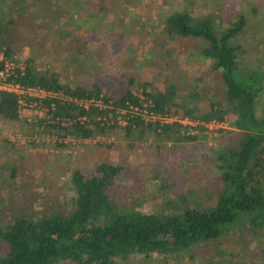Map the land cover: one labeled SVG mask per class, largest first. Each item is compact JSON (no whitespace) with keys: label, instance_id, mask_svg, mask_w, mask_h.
<instances>
[{"label":"trees","instance_id":"16d2710c","mask_svg":"<svg viewBox=\"0 0 264 264\" xmlns=\"http://www.w3.org/2000/svg\"><path fill=\"white\" fill-rule=\"evenodd\" d=\"M36 1H41L40 5L44 7H40V10L45 11L52 3L58 5L62 13V30H66L69 25V21L64 19L66 15L70 20V15L75 12L82 18L89 8L100 15L96 28L99 25L108 26L106 32L100 30L99 37L122 38L123 29L131 38L135 36L123 23L122 13L129 6L124 7L123 4L128 0H95L89 5H86L85 0ZM131 1L133 4L141 0ZM30 2L36 9L37 2ZM225 3L230 9V19L223 26L212 23V13L191 12L189 8L185 11L161 8L158 21L147 25L143 19L154 14V9L147 11L148 3L144 0V9L140 11L136 7L135 19L132 20L134 24L130 27L152 30L157 24L170 43L185 38L190 48L199 47V56L195 60L207 61L215 90L212 87L209 89L208 85H201L205 76L200 74L196 87L191 81L184 90L179 89L175 82L177 77L169 76L160 80L161 85H153L148 91L143 87L132 93L136 78L130 76L124 91L107 95L96 84L87 90L70 89L59 81L55 72L39 69L32 58L24 60L23 75L19 74L16 78L24 85L61 89L77 97L96 99L102 95L114 108L125 106L127 102H141L139 95L142 92L146 99L153 102L155 111L178 112L183 117L198 120L201 123L190 127L179 122L162 125L146 123L134 117L127 126L121 128L125 136H132L135 141L150 132L158 143L171 141L178 146L188 143L189 151L193 149L190 151L192 153L199 148L194 142L201 138L205 152L198 156V162L204 167H201L202 171L181 167L180 171L185 177L187 174L190 180L188 186L181 195L171 196L167 201L164 200L163 205L159 204L160 207L150 210L138 208L134 204L132 192L124 193L125 198L122 199L110 196L112 181L123 171L121 164L100 162L89 176L79 169H73L70 171V180L74 196L70 198L67 208H54L50 212L34 215L25 209L19 210L16 217L0 225V264H114L117 257L126 258L133 253L148 257L156 253L169 264L179 257L182 259L194 246L202 252L205 245L212 244L214 240L217 246H222L228 226L236 220L242 223L241 228L247 227L251 231L256 242L262 239L259 231H264V114H258L257 109L258 104L264 101V49H261L263 38H256L264 32V0H225ZM105 17L111 19L107 25L103 20ZM92 31L91 27L87 29V32ZM100 39L101 43L109 42ZM65 42V48L72 46L76 51L81 38L71 35ZM156 50V47H148L140 53L141 58L145 53L146 58L153 59L158 53ZM2 51L5 57L11 58L13 49L10 45L4 46ZM162 61L158 65L160 70ZM144 65V69L150 68L152 63L148 66L145 62ZM135 71V76L142 72ZM146 85L144 82L143 86ZM207 91L210 92L209 106L203 108L198 102ZM102 113L104 111L95 105L84 110L73 104L61 103L58 105V114H65L71 119L85 115L89 118L87 125L90 128L86 127V122L76 121L64 128L53 123L46 124L42 129V121L29 123L24 117L19 118L13 95L0 93V117L13 122L22 120L29 127L36 126V132L41 129L44 132L63 131L79 140L96 134L114 133L116 125L100 126L96 120ZM211 120L228 121L233 129L215 130L222 140L206 144L213 130L206 129L203 123ZM193 129L196 131L190 133ZM16 171L13 168L11 176H15ZM159 175V168L153 170L152 177ZM194 183L197 187L193 186ZM153 198L158 199L155 195ZM7 209V205L0 207L1 218L7 214ZM255 246L263 253L262 260L258 262L264 264V242L256 243ZM205 254L214 253L212 250ZM188 256L189 260L194 258L193 254L189 253ZM212 264L227 263L214 257Z\"/></svg>","mask_w":264,"mask_h":264},{"label":"rangeland","instance_id":"374dc122","mask_svg":"<svg viewBox=\"0 0 264 264\" xmlns=\"http://www.w3.org/2000/svg\"><path fill=\"white\" fill-rule=\"evenodd\" d=\"M33 1L37 2L35 0ZM145 1L148 3L146 8L147 11L151 9L156 10L158 8L156 7L157 4L155 0H152L150 3V0ZM164 1H162L163 3H161V6L158 8L160 9V12L161 8L167 10L169 8L170 10L181 9L185 11L189 8L187 7L189 3H198L197 0H175L177 2L169 5L166 1ZM143 2L144 0H141L140 2L137 1V3L133 2V4L131 0L124 2L125 5L129 6L132 4L130 8H127L130 9V14L125 18V21H123L127 29H132L130 27L134 24L132 21L135 19L132 15L133 10L137 7V9L142 11L144 9V6H142ZM49 3L51 4L52 2ZM36 4H38V7L40 2H37ZM199 6H201V4ZM189 9L198 10V6ZM227 10V8H223L224 13ZM160 12L158 11L159 17ZM70 17H73V15L71 14ZM84 17L86 18L84 20H80L82 18L79 17V27L84 26L86 23H89V21H93V17L96 16L91 18L87 16ZM74 18L75 17L70 19V21ZM108 19L109 20L105 19L106 25L108 21H111L110 18ZM30 22H32L31 19ZM144 23L148 25L151 23L154 24L155 22L154 20L150 22L145 20ZM219 23H223V25L226 24V18L221 19ZM38 27L39 26H36L34 29H31L30 34L32 42H37V45H32L33 49L31 54L35 56L38 68L48 69L55 72L60 75L62 78L61 80L67 84L66 87L75 89V83V87L73 84H69L70 82H67L68 77L65 76V74L66 71L69 73L70 69L74 68L73 62L75 65L78 64L76 59L82 58L75 56L77 53L74 49H72V46H67V48H65L63 44L56 45L58 44L57 42L63 43V40L70 38V35H68L70 33L65 34V32H63L61 34V38L58 36V39L56 37V40L52 38L51 41L55 40L52 44L54 47L51 46L49 49L45 47L46 50H44V48L40 45H44L45 40L51 38L53 35H44ZM107 27L99 25L97 30L99 32H96L98 34H96L95 37H101L103 40H106V36L104 38L101 35L100 37L97 35H99L101 31L104 32L105 30L106 32L108 30ZM134 30H130L135 34L133 38L145 40L149 36L154 39V42L159 41V39L162 40V38L157 35L151 36L149 34L146 35L145 33H139L141 32L140 30H136V33ZM122 32H125L124 29ZM86 33L87 35L84 37L87 40L89 39L88 36L91 37V33L87 31ZM257 36L258 35L255 37ZM122 38L125 39L129 37L125 35ZM256 39H261L263 41L261 44V49H263L264 32L259 34ZM119 41L121 40L119 39ZM73 43L74 42H71V44ZM77 45L78 51L84 50L86 47L85 42H81ZM129 53L132 54V51ZM88 54L85 56V60L89 61V66L101 65L100 60L95 59L92 61V58L94 57H90ZM83 55H85V52H83ZM159 55L160 54L157 53L156 57L149 59L145 57V53L142 54V60H144L142 63L146 62L148 66L152 63V66H150V68L143 69L142 74L137 78L139 83H134L132 85L131 89H134L135 92H138L143 87H145L144 89L148 91L153 85H161V81L157 80H159V76L162 74L160 72H163V69L158 71V73H155L157 71L156 68L160 65L161 60H163L160 59V57H157ZM131 58L133 59L131 64H140L133 55H131ZM154 59L155 61H153ZM164 62L165 60L162 61V66L164 65ZM201 63L199 71L200 74L205 76L204 80L206 81V84L204 86L206 87L208 85L209 89L212 87L215 90L216 87L213 83L214 81L212 80V77L210 76L207 61ZM141 65L142 64H140V66ZM75 68L80 69V67ZM101 69V67H94L91 74L94 75L95 73L94 77L100 78ZM153 70L155 71L154 75H152ZM123 71L124 73L126 72L125 70ZM181 74L182 75H178L176 77L179 80L181 77L184 83L177 85L183 87L184 89L188 80L187 78L191 76L184 70ZM77 77L78 78L75 79L76 84L79 82L78 85L83 86V88L89 87L91 81L86 79V76L83 73L79 74ZM143 79H151V82H146L148 84L143 86ZM193 79L192 81L195 83L197 78L195 79L194 77ZM82 80L84 84H82ZM64 83L62 84L64 85ZM125 83L126 80H122L121 83L118 82L116 85H114V83H110V86H115V88H125L127 85H125ZM203 83L205 82H201V85ZM211 84L213 86H211ZM140 93L142 94V92ZM205 96L206 102L210 96L208 91ZM261 99L262 98H260V101H263ZM257 111L260 115L264 114V101L263 103L258 104ZM226 122L228 124L227 127L229 129H233V126L228 121ZM14 131L20 134V139L17 141H12L7 136L8 133H12ZM36 131V126L29 127L22 120L13 122L0 117V207H4L5 205L8 207L7 214H5V216L3 215V218L0 217V225L7 224L11 218L16 217V213H18L19 210L25 209V211L34 215L39 212H50L54 208H67L69 206L70 198L74 196V187L70 180V171L73 169H79L85 176H89L93 171L94 166L100 162L121 164L124 167L123 171L115 177V180L112 181L109 189L110 196L122 199L125 198L124 193L132 192V196L135 199L134 204L138 208L150 210L157 209L160 207L159 204L163 205L164 200L167 201V198L171 196L181 195L183 189L188 186V181L190 180L188 179L187 174L185 177L180 171L181 167L184 166L187 169L194 168L201 171V167H204L200 162H198V156L205 152V149L203 148L204 143L201 141V138L194 142L198 144L199 148L194 150L192 153L190 151L193 149L189 151L188 145L190 144L188 143L182 144L181 146H178L171 141H159L158 143L156 139H153L150 135V132L145 133L141 139L135 141L132 136H125L121 127H117L114 129V133L106 135L112 137V140L108 144L79 143L77 145H70L64 148L53 146L51 144H32L30 138L34 133H36ZM219 140H222V136L217 135L214 139H207L206 144L209 142H214L215 144ZM13 168L17 169L15 176H11V170ZM158 168L160 170V175L158 177H152L153 170H157ZM163 171H166V173H163ZM193 186L197 187V184L194 183ZM154 195L157 196L158 199L155 200V198H153ZM160 196L161 198H159ZM190 201H192V199H190ZM29 206H31V208ZM241 224V222L236 220L228 226V229L223 236L225 242L222 246H217L215 240L212 244L209 243L211 246L213 245V248L209 244L205 245L204 252L211 253L213 250L214 254L206 255L194 246L187 251L188 253L185 254L182 259L179 257L177 260H174L173 263L170 262L169 264H212L214 257L226 262L227 264H261L258 260H262L261 258L263 253L261 249L255 246L256 240L253 234H251V231L247 229V227L246 229L241 228ZM259 235V237L264 240V231H259ZM249 240H251L250 243H248ZM189 253L194 255L192 260H189ZM181 255L182 254L179 256ZM180 260L182 261L179 262ZM114 264H166V262L156 253H152L149 257L144 254L133 253L128 255L126 258L117 257Z\"/></svg>","mask_w":264,"mask_h":264},{"label":"crops","instance_id":"0c3cea01","mask_svg":"<svg viewBox=\"0 0 264 264\" xmlns=\"http://www.w3.org/2000/svg\"><path fill=\"white\" fill-rule=\"evenodd\" d=\"M32 0H0V53H3V49L4 46L6 45H10V47H12L13 49V54L11 56V58L9 59H18L21 58L23 60H27L28 58H32L33 62L38 66V63L35 56L32 53V45H37V42H32L30 34H31V29H34V27L39 26L38 29H40L42 31V33L44 35H53L51 38L45 40V44L44 45H40L42 46V48L45 49V47L47 49H49L53 42L56 40V37L58 39L61 38V34L63 32H65V34L70 33L68 35H72V36H78L81 38V42H85L86 47L84 50H79L78 48L75 51L77 54L75 56L77 57H81L82 59H76L78 64L75 65V63L73 62V66L74 68L70 69V72L68 73L66 71L65 76H67V82H70L69 84H73L75 83L74 87L75 89H79V90H87L88 88H90L91 85L96 84L100 86V89L102 91V93L107 94V95H117L119 93H121L122 91L125 90L126 88V84L128 83L129 77L130 76H134L135 82L136 84H138V80L137 78L142 74L139 73L138 75H133V71H135V73L139 70L142 71L146 65L142 66V58H141V51H146L148 49V47L153 46L154 48H157L158 53L160 54L157 57H160V59L165 60L164 65L162 66L161 69H163V72L161 76H159L160 78L162 77V79L159 78V80H163L164 78H169V76H178V75H182V71H186L190 74L191 77L187 78V83L186 85H188L192 79L195 77V79L199 76L200 74V64H202L201 62H205L206 60L204 59H200L195 61V58L199 56V47L194 49V48H190L187 45L186 39L182 38L180 40H175L174 42H171L169 40H167L166 36L163 34V30L161 28H157V24L156 27L152 30H141L139 28H136V30H140L141 32L139 33H145L146 35H151V36H159L162 38V40L159 39V41L154 42V39L149 37L145 40L139 39V38H131L130 34L128 33H123V36L127 35L129 38H119L116 37V39H107L109 42L107 43L106 41H104L103 43H101V39L100 38H96L95 35L98 34L96 32L98 28H96V22L97 19L99 20L100 15L95 13L93 10L88 8L87 14L84 16L87 17H93V21H89V23H86L85 29L84 26L79 27L78 24V15L73 12L72 15L73 17H75L73 20H69L67 17L68 15L65 16V20L69 21V25L66 28V30H62V13H61V9H59L58 5L56 3H52V5L50 6V8H48V10L45 11L44 10H40V7H44L43 5H39L38 7H32L31 2ZM36 1V0H35ZM86 5H89L90 3H94L92 1L95 0H85ZM152 0L149 1V3ZM162 1L164 0H155L157 6L156 7H160L161 3H163ZM166 3H168L169 5L174 4L175 0H165ZM164 1V2H165ZM198 3L196 2V4L193 3H189L187 7L192 8V7H196L198 6V10H193L195 12H201L203 14H211L214 16L212 18V23L215 26H223V23H219V21L223 18H226V20L228 21L230 19V9H228V6L225 3V0H197ZM34 2V1H33ZM39 2V1H38ZM41 2V1H40ZM153 2V3H155ZM36 3V2H34ZM201 4V6H199ZM125 7V4H123ZM205 7H203V6ZM131 6V5H130ZM130 6H128V8H130ZM156 9L154 10V14L151 15H147V17H145L143 20H147V21H152L154 20V22L158 21V19L160 18L158 15V11L160 12V9ZM223 8H227L228 10L225 11V13L223 12ZM124 12L122 13V16L125 18L130 14V9L124 8ZM127 9V10H126ZM134 9V8H133ZM188 9V8H187ZM179 10V9H178ZM190 10V9H188ZM200 10V11H199ZM43 11H45L43 13ZM192 12V10H190ZM189 11V12H190ZM233 11V10H232ZM135 12H136V8L135 10H133L132 15L135 18ZM234 12V11H233ZM235 13V12H234ZM43 16V18H41ZM71 16V15H70ZM82 17V19L80 20H84L86 19L85 17ZM73 17H70L71 19ZM30 19L32 22H30ZM106 20H109L108 17H105ZM104 19V21L106 22V20ZM156 20V21H155ZM137 21V20H136ZM87 22V21H86ZM152 25V23H151ZM33 27V28H32ZM91 27V29H93L94 31L90 32L91 33V37L88 36L89 39H85L84 36L87 35L86 31L87 29ZM130 30H134V29H130ZM134 30V31H136ZM75 31V32H74ZM155 31V32H154ZM137 33V31H136ZM138 33V34H139ZM33 34V33H32ZM99 36V35H97ZM54 38V41H51V39ZM131 38V39H130ZM69 39V38H68ZM67 39V40H68ZM119 39L121 41H119ZM65 39V41H67ZM64 40L61 42H57L59 44H63L65 47V42ZM34 43V44H32ZM49 43V44H47ZM80 44V43H79ZM54 47V46H52ZM100 47H102V49H99ZM264 49V48H263ZM40 50V49H38ZM62 50V49H61ZM103 51V52H102ZM132 51V54L129 53ZM21 52V53H20ZM38 52V51H36ZM83 52H85V55H83ZM100 52V54H99ZM123 52V53H122ZM81 53V54H80ZM89 53V54H88ZM4 54V53H3ZM35 54V52H34ZM88 54V56L90 57H94L92 58V61L96 60H100V64L101 65H90L89 66V61L85 60V56ZM198 54V55H197ZM84 57H82V56ZM118 55V56H117ZM131 55H133L135 57L136 60H138V63L142 64L140 66V64H131L132 62V58ZM117 56V57H116ZM156 57V56H155ZM8 58V57H7ZM74 59V58H73ZM156 59V58H155ZM155 61V60H154ZM70 63V62H69ZM72 64V62H71ZM75 67H80L79 68H75ZM95 68L101 67L102 71L100 72L101 76L100 78L98 77H94L92 73V71ZM186 67V68H185ZM174 68V69H173ZM157 71L155 72L153 70L152 75H154L155 73H158V71H161L160 69H158V67L156 68ZM125 70L126 72L124 73ZM129 70V71H128ZM155 72V73H154ZM83 73L86 76V79L90 80V85L89 87L83 88V86L78 85L79 82L76 84L75 79H77L78 75ZM58 79L61 83H64L63 80H61V76L58 75ZM90 77V78H88ZM124 78V79H123ZM122 80H126L125 83V88L123 87H117L115 88V86H110V83H114V85L121 83ZM144 80V81H143ZM143 82H151V79H143ZM194 80V79H193ZM197 80V79H196ZM141 81V82H142ZM176 84H181L184 83V81H182V78L180 77L179 79H176ZM193 82V81H192ZM205 83H203V85L206 84V81L204 80ZM146 83V84H148ZM82 84H84L83 80H82ZM195 87L199 85V81H195ZM64 85L66 86L67 84L64 83ZM179 89H183V87L179 86ZM184 90V89H183ZM132 93L135 92L134 89H131ZM210 94V92H209ZM206 93H204V97L202 100H200L198 102V104H200L201 107L205 108L209 106V103L207 101V104H205V98H206ZM148 133V132H146ZM153 139H156L153 133L150 134ZM199 140V139H197ZM59 147H68L70 145H63V144H59L57 145ZM258 239H260L258 237ZM264 242V240H259L258 242H256L257 244ZM255 243V245H256Z\"/></svg>","mask_w":264,"mask_h":264},{"label":"built area","instance_id":"2783aa9c","mask_svg":"<svg viewBox=\"0 0 264 264\" xmlns=\"http://www.w3.org/2000/svg\"><path fill=\"white\" fill-rule=\"evenodd\" d=\"M24 60L21 58L9 59L5 57L3 53H0V93L6 92L15 97L17 103V113L19 118L24 119L27 122L38 123L43 122L41 128L46 124L57 123L61 128L74 124L76 121L79 123L89 122V118L85 115L78 116L75 119H71L65 114H58V105L73 104L75 107H80L84 110H89L91 105L97 106L104 113L98 115L96 120L100 126L125 127L130 122L131 118L139 117L146 123H158L159 125L166 123L179 122L183 126L195 127L198 120L188 119L183 117L178 112L161 113L155 111L153 108V102L150 99H146L144 95L140 94L139 103L127 102L125 106L114 108L99 95L95 98L77 97L64 90L47 89L40 86H28L20 83L16 80L19 74L23 75ZM204 127L208 130H213V133L209 134V139L216 137L215 130L219 128H228L226 121L211 120L207 123H203ZM90 128V125L86 126ZM92 128V127H91ZM40 129V128H39ZM36 132L32 135L30 140L35 144H51L57 146L63 145H77L81 144H108L112 137L105 134H96L90 138L77 139L73 134L59 132ZM196 130H190V133H194ZM8 138L12 141L20 139V134L16 131L8 133ZM214 141V140H212ZM212 142H209L211 144Z\"/></svg>","mask_w":264,"mask_h":264}]
</instances>
